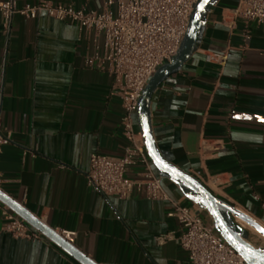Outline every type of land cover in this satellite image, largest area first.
I'll return each mask as SVG.
<instances>
[{"label": "crops", "instance_id": "crops-1", "mask_svg": "<svg viewBox=\"0 0 264 264\" xmlns=\"http://www.w3.org/2000/svg\"><path fill=\"white\" fill-rule=\"evenodd\" d=\"M14 1L22 8L41 0ZM45 1L95 11L106 2ZM237 5L218 0L211 8L196 51L154 93L151 124L168 162L264 224V24L237 18ZM98 45L101 55L102 37ZM94 54L95 37L76 25L16 15L7 30L0 13V114L11 134L1 189L97 264H190L175 240H157L181 233L167 202L143 194L121 201L88 186L93 153L120 157L130 145L113 79L88 64ZM163 186L182 206L196 204L173 182ZM0 264L80 263L42 235L28 241L0 232Z\"/></svg>", "mask_w": 264, "mask_h": 264}, {"label": "built area", "instance_id": "built-area-1", "mask_svg": "<svg viewBox=\"0 0 264 264\" xmlns=\"http://www.w3.org/2000/svg\"><path fill=\"white\" fill-rule=\"evenodd\" d=\"M198 1L106 0L102 11H95L45 0L19 8L14 0H8L0 2V13L7 30L16 15L30 20L47 15L76 25L80 33L95 37V54L88 59V64L113 79V94L121 101L123 109L122 132L130 145L120 157L93 153L86 175L88 186L105 197L121 201L143 194L150 201L167 202L170 206L167 216L177 221L181 233L179 237L169 234L157 240L160 244L175 240L188 254L190 264H246L217 232L213 222L205 221L202 216L205 210L200 205L182 206L170 197L163 186V178L149 159L141 134L135 131L143 91L154 74L177 56ZM235 16L246 23L263 25L264 0H238ZM100 37L103 38L101 55ZM215 57L225 59L224 55H208L207 60L213 61ZM10 143L11 134L3 130L0 114V157L3 148ZM135 166L141 171L137 178H131L129 173ZM1 184L0 177V189ZM261 208L264 214V202ZM0 213L3 220L0 232L15 239H40L39 232L1 202ZM257 235L264 241L261 234ZM62 236L70 242L69 234ZM257 249L264 251V243Z\"/></svg>", "mask_w": 264, "mask_h": 264}, {"label": "water", "instance_id": "water-1", "mask_svg": "<svg viewBox=\"0 0 264 264\" xmlns=\"http://www.w3.org/2000/svg\"><path fill=\"white\" fill-rule=\"evenodd\" d=\"M218 0H199L190 18L188 31L177 56L170 64L162 66L151 78L138 104L137 122L149 159L157 174L180 187L196 204L210 216L217 232L244 259L246 264H264V251L245 240L247 232L236 221L242 220L264 237V227L255 219L239 211L231 204L213 194L201 181L168 162L156 144L151 124L152 98L159 86L178 73L189 61L200 44L205 29V19ZM0 202L23 219L35 231L61 248L80 264H97L61 234L42 223L20 203L0 189Z\"/></svg>", "mask_w": 264, "mask_h": 264}, {"label": "rangeland", "instance_id": "rangeland-1", "mask_svg": "<svg viewBox=\"0 0 264 264\" xmlns=\"http://www.w3.org/2000/svg\"><path fill=\"white\" fill-rule=\"evenodd\" d=\"M237 221H238V223L240 225H242L244 227L243 229H245V231L247 232V235L245 237V240L248 243L252 244L253 246H255L257 248L259 246H261L262 243H264V241L260 238V236L257 235V234H260V233L256 232L255 230H252L250 227H247V226L243 225L242 224V220H239L238 219Z\"/></svg>", "mask_w": 264, "mask_h": 264}, {"label": "bare ground", "instance_id": "bare-ground-1", "mask_svg": "<svg viewBox=\"0 0 264 264\" xmlns=\"http://www.w3.org/2000/svg\"><path fill=\"white\" fill-rule=\"evenodd\" d=\"M242 224L245 225V226H247V227H250L252 230H255L256 232H258L256 229H254L253 227H251L250 225H248L247 223H245V222H243V221H242ZM258 233H259V232H258Z\"/></svg>", "mask_w": 264, "mask_h": 264}]
</instances>
